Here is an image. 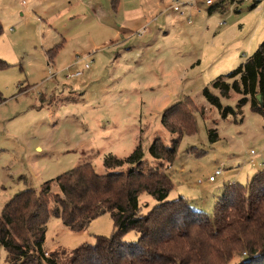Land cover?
I'll return each instance as SVG.
<instances>
[{
	"label": "rangeland",
	"instance_id": "obj_1",
	"mask_svg": "<svg viewBox=\"0 0 264 264\" xmlns=\"http://www.w3.org/2000/svg\"><path fill=\"white\" fill-rule=\"evenodd\" d=\"M172 3L123 0L114 8L110 0H0V212L17 193L38 191L82 162L106 174V157L125 159L138 145L142 169L159 168L150 146L175 138L162 114L186 99L196 107L194 132H183L173 163L163 165L170 199L182 196L210 215L225 185L246 186L264 168V117L250 109V97L241 103L244 95L221 97L211 87L264 41V0H224L210 13L192 11L190 22ZM69 68L82 75L65 79ZM205 88L220 98V109L207 103ZM218 167L222 175L208 183ZM138 202L142 213L155 205L146 194ZM113 229L109 214L81 232L52 216L42 250L67 264L72 250ZM6 256L0 246V264Z\"/></svg>",
	"mask_w": 264,
	"mask_h": 264
},
{
	"label": "trees",
	"instance_id": "obj_2",
	"mask_svg": "<svg viewBox=\"0 0 264 264\" xmlns=\"http://www.w3.org/2000/svg\"><path fill=\"white\" fill-rule=\"evenodd\" d=\"M110 2L116 8L120 0ZM218 6L209 7L208 13ZM211 87L221 97L244 95L241 103L250 97V109L264 117V41ZM203 96L211 106L221 108L220 98L208 88ZM191 104L186 99L163 112L161 124L175 138L169 146L159 139L150 146L159 168L142 169L138 145L125 159L106 157L104 167L110 170L106 174H97L91 162H82L43 182L38 191L26 189L14 195L0 212V246L7 253V264H61L57 254L42 250L50 217L72 232H81L104 214L112 220V234L96 236L93 244L72 250L67 264H229L243 253L239 264H264V168L246 186L225 185L210 215L192 208L187 198L169 197L173 185L163 165L173 163L183 132H194L191 112L196 107ZM142 194L155 201L146 213L138 202ZM129 232L136 233L135 242L124 240Z\"/></svg>",
	"mask_w": 264,
	"mask_h": 264
},
{
	"label": "built area",
	"instance_id": "obj_3",
	"mask_svg": "<svg viewBox=\"0 0 264 264\" xmlns=\"http://www.w3.org/2000/svg\"><path fill=\"white\" fill-rule=\"evenodd\" d=\"M224 0H173L171 10L176 11L179 13L180 16L187 17V20L190 22L191 12H199L201 7H213L221 4ZM264 15V12H263ZM83 69H89L91 62L87 59L84 60ZM82 75V70H75L73 71L71 68L66 69L65 79H74L80 77ZM253 154V151L250 152ZM253 164V162H252ZM222 168L218 167L208 177V182H214L217 180L219 176L222 175ZM200 184V182L198 183Z\"/></svg>",
	"mask_w": 264,
	"mask_h": 264
},
{
	"label": "crops",
	"instance_id": "obj_4",
	"mask_svg": "<svg viewBox=\"0 0 264 264\" xmlns=\"http://www.w3.org/2000/svg\"><path fill=\"white\" fill-rule=\"evenodd\" d=\"M123 0H120V3L122 2ZM161 1V3H163L164 4V0H160ZM167 1V0H166ZM157 2H158V0H156V4H157ZM208 183H213V184H215V181L214 182H208ZM197 208H199V207H197ZM199 209H201V208H199ZM202 210V209H201Z\"/></svg>",
	"mask_w": 264,
	"mask_h": 264
},
{
	"label": "water",
	"instance_id": "obj_5",
	"mask_svg": "<svg viewBox=\"0 0 264 264\" xmlns=\"http://www.w3.org/2000/svg\"><path fill=\"white\" fill-rule=\"evenodd\" d=\"M260 97L259 96H257V99H259Z\"/></svg>",
	"mask_w": 264,
	"mask_h": 264
}]
</instances>
